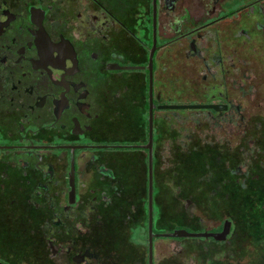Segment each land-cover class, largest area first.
Returning <instances> with one entry per match:
<instances>
[{
	"label": "flooded vegetation",
	"instance_id": "af4514ba",
	"mask_svg": "<svg viewBox=\"0 0 264 264\" xmlns=\"http://www.w3.org/2000/svg\"><path fill=\"white\" fill-rule=\"evenodd\" d=\"M255 225L264 0H0V264H185Z\"/></svg>",
	"mask_w": 264,
	"mask_h": 264
},
{
	"label": "rangeland",
	"instance_id": "374dc122",
	"mask_svg": "<svg viewBox=\"0 0 264 264\" xmlns=\"http://www.w3.org/2000/svg\"><path fill=\"white\" fill-rule=\"evenodd\" d=\"M203 217V228L205 227H211L214 224V221H212L213 217L212 216H202ZM189 217H187L188 219ZM258 217L254 216L251 217L252 224H259V221L256 220ZM256 221V222H255ZM256 226V225H255ZM253 226L252 231L248 233H239V232H234L232 237L230 238V243L221 248L222 253H214L215 248L211 249V246L209 248V253L208 254H203L201 255V247L198 246L197 243H194L192 240L193 244H190L191 241L187 242L188 243V249H186V254H185V262L187 264H247V260L240 258L239 260L234 261V256L237 255L236 251L238 252L239 250L237 247H241L242 245L245 246H251V244L255 242H260L264 240V228L263 227H258V226ZM196 241V240H195ZM161 246L163 242H167V240H160ZM206 242V241H205ZM204 242V243H205ZM239 242V243H238ZM203 245V244H202ZM201 245V246H202ZM205 245V244H204ZM179 249H180V244L177 240L170 239V252L171 256L179 255ZM162 253V251H161ZM246 256V255H245ZM206 257L205 261L202 260L201 258ZM243 257V256H242ZM248 257H251V254L249 252Z\"/></svg>",
	"mask_w": 264,
	"mask_h": 264
},
{
	"label": "water",
	"instance_id": "95a60500",
	"mask_svg": "<svg viewBox=\"0 0 264 264\" xmlns=\"http://www.w3.org/2000/svg\"><path fill=\"white\" fill-rule=\"evenodd\" d=\"M151 232H152V227H151ZM229 232V224L227 223L225 225V228L222 232H190L186 229H177L174 232L171 233H165L161 234L162 236H169V237H213L216 240H224L226 239V236ZM152 234L151 233V239H152Z\"/></svg>",
	"mask_w": 264,
	"mask_h": 264
},
{
	"label": "trees",
	"instance_id": "16d2710c",
	"mask_svg": "<svg viewBox=\"0 0 264 264\" xmlns=\"http://www.w3.org/2000/svg\"><path fill=\"white\" fill-rule=\"evenodd\" d=\"M249 252L251 254V257H249V262L247 264H264V240L251 244L249 248ZM208 253H209V248L204 247L203 254L206 255ZM204 258L206 259V257Z\"/></svg>",
	"mask_w": 264,
	"mask_h": 264
}]
</instances>
